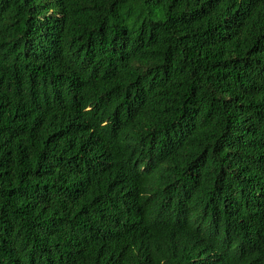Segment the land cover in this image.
<instances>
[{
  "label": "trees",
  "instance_id": "obj_1",
  "mask_svg": "<svg viewBox=\"0 0 264 264\" xmlns=\"http://www.w3.org/2000/svg\"><path fill=\"white\" fill-rule=\"evenodd\" d=\"M0 264H264V0H0Z\"/></svg>",
  "mask_w": 264,
  "mask_h": 264
}]
</instances>
